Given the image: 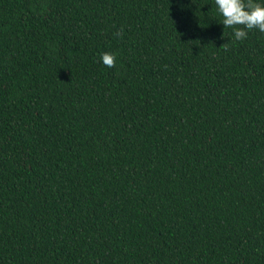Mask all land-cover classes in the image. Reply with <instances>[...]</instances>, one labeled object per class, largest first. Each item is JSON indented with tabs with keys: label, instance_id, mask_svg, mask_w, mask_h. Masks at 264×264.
I'll use <instances>...</instances> for the list:
<instances>
[{
	"label": "trees",
	"instance_id": "obj_1",
	"mask_svg": "<svg viewBox=\"0 0 264 264\" xmlns=\"http://www.w3.org/2000/svg\"><path fill=\"white\" fill-rule=\"evenodd\" d=\"M222 19L0 0V264H264V33Z\"/></svg>",
	"mask_w": 264,
	"mask_h": 264
},
{
	"label": "clouds",
	"instance_id": "obj_2",
	"mask_svg": "<svg viewBox=\"0 0 264 264\" xmlns=\"http://www.w3.org/2000/svg\"><path fill=\"white\" fill-rule=\"evenodd\" d=\"M219 14L223 17L222 24L224 28L234 30V38L242 41L247 38L248 31L258 29L264 33V5L257 0H214ZM122 36L123 29L116 33ZM221 47L228 50V44ZM103 65L108 68H114L116 55L104 52L100 56Z\"/></svg>",
	"mask_w": 264,
	"mask_h": 264
}]
</instances>
